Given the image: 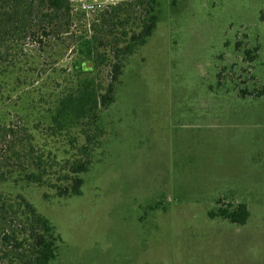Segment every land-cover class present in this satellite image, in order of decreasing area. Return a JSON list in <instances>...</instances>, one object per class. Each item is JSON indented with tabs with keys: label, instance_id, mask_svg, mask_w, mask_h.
Segmentation results:
<instances>
[{
	"label": "rangeland",
	"instance_id": "rangeland-1",
	"mask_svg": "<svg viewBox=\"0 0 264 264\" xmlns=\"http://www.w3.org/2000/svg\"><path fill=\"white\" fill-rule=\"evenodd\" d=\"M136 1L72 0L68 35L2 45L0 198L50 221L53 264H264V96L242 94L264 87V0H158L101 133L88 144L74 116L55 121L85 82L108 86L115 48L140 31ZM86 153L82 195L60 196ZM239 203L245 225L208 217Z\"/></svg>",
	"mask_w": 264,
	"mask_h": 264
},
{
	"label": "trees",
	"instance_id": "trees-1",
	"mask_svg": "<svg viewBox=\"0 0 264 264\" xmlns=\"http://www.w3.org/2000/svg\"><path fill=\"white\" fill-rule=\"evenodd\" d=\"M136 4L144 8L140 31L128 38L127 45L115 48L113 53L115 62L111 66V80L108 86L105 88L94 86L92 82L87 81L80 90L67 94L60 102L55 121L61 125L60 119L68 115L74 116L83 126H87L84 132L88 144L93 141L90 135L92 127L96 133H101L100 111L107 109L115 101L116 85L123 72V61L133 54L136 48L146 45L157 29L162 12L160 2L137 0ZM262 21L264 22V16ZM72 26V0H0V48L17 39L33 38L34 41L41 43V37L48 38L56 33L68 35ZM86 45L92 46L94 42H87ZM258 52V47L245 50L247 61L253 62L256 58L252 56ZM0 57L3 55L0 54ZM242 94L262 97L264 87L256 94L246 90H243ZM83 149L87 151L88 148L84 146ZM86 155L87 160L70 164L72 178L68 186L57 188L60 196L82 195L84 181L81 175L88 172L92 162L90 153ZM27 179L40 182L42 177L29 175ZM208 217L211 220L220 218L232 224L245 225L250 218V211L244 203L236 206L228 204L225 208L210 211ZM17 225L20 228V235L16 234ZM58 241L50 221L40 215L24 198H20L17 204L8 203L0 198V264L6 260H10L12 264H53L57 258Z\"/></svg>",
	"mask_w": 264,
	"mask_h": 264
}]
</instances>
